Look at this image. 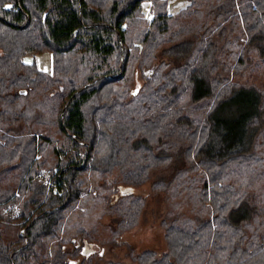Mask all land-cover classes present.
<instances>
[{"label":"trees","instance_id":"1","mask_svg":"<svg viewBox=\"0 0 264 264\" xmlns=\"http://www.w3.org/2000/svg\"><path fill=\"white\" fill-rule=\"evenodd\" d=\"M166 5L0 0V173L15 180L0 202H21L19 217L36 211L22 243L0 237V264H71L76 237L59 239L49 257L41 236L87 191L86 169L118 183L110 206L124 230L144 200L116 195L119 185L137 187L169 166L168 178L150 183L169 204L165 251L133 259L264 264V0H189L173 15ZM42 52L50 71L24 60ZM43 166L55 191L39 180Z\"/></svg>","mask_w":264,"mask_h":264},{"label":"rangeland","instance_id":"2","mask_svg":"<svg viewBox=\"0 0 264 264\" xmlns=\"http://www.w3.org/2000/svg\"><path fill=\"white\" fill-rule=\"evenodd\" d=\"M166 2L167 13L173 15L183 9L189 3V0H166ZM142 13L144 20L149 22L154 15L150 1L142 2ZM122 59L121 56L119 65H121ZM24 60L28 62L34 61L42 70H51L50 52L30 53L24 57ZM136 78L141 79V76H136ZM51 129V135L55 139L62 141V136L56 127ZM36 156H39V154ZM173 169L174 166H169L156 172L154 177L144 184L137 187L133 186L132 198H143L144 202L136 222L124 230L117 228L119 216L111 213L112 208L110 206L111 194L118 183L112 184L114 179H112L113 182L107 181V176L99 174L90 168L86 169L81 174V184L87 187V191L78 198L73 199L60 211L59 221L51 232L41 236L42 241L45 242L44 247L41 248H45L46 253L51 257L59 239L67 240L76 237L74 241L78 245L80 244V252L84 241L90 243L91 251L86 257H83L80 252L77 255L68 256L74 257V260H71V264H105L108 261L140 264L133 259L134 255L146 249L154 250L157 254L162 253L165 251V240L160 220L167 212L169 204L166 193L152 190L150 183L152 179L160 175L168 178ZM38 177L46 185V188L53 187V191L57 189V186L53 185L51 171L48 166H43L38 173ZM7 180L11 184L15 182L14 179H10L9 174L0 173V188L7 183ZM115 193L118 195L119 191L116 190ZM0 203H2L0 204L1 239L6 243L16 240L22 243L23 237L19 239V232L21 233V229H23L22 226L25 219L34 215L36 211L34 210L30 214L26 213L23 217H19L18 212L20 211L21 202H19L18 206L12 205V203L5 205L3 201ZM11 206H14V213L16 214L12 215L11 210L13 207ZM79 235L84 237L83 240L78 237ZM66 248H72V244L68 243ZM44 264L51 263L46 262Z\"/></svg>","mask_w":264,"mask_h":264},{"label":"water","instance_id":"3","mask_svg":"<svg viewBox=\"0 0 264 264\" xmlns=\"http://www.w3.org/2000/svg\"><path fill=\"white\" fill-rule=\"evenodd\" d=\"M139 86L140 85L138 83H136L135 86H134V88L131 90V92L132 93H136L138 91V89H139ZM132 189H133L132 186H128V185L127 186H122V185H119V192L120 193L123 192V191L132 192ZM23 232H24L23 229H21V233L22 234H23ZM27 242H28V240L26 239L24 244H26ZM89 245H90V243H87L86 241H84L83 246H82V251H81L83 254L88 255V253L91 251Z\"/></svg>","mask_w":264,"mask_h":264},{"label":"flooded vegetation","instance_id":"4","mask_svg":"<svg viewBox=\"0 0 264 264\" xmlns=\"http://www.w3.org/2000/svg\"><path fill=\"white\" fill-rule=\"evenodd\" d=\"M90 249H91V244L89 245Z\"/></svg>","mask_w":264,"mask_h":264},{"label":"snow or ice","instance_id":"5","mask_svg":"<svg viewBox=\"0 0 264 264\" xmlns=\"http://www.w3.org/2000/svg\"><path fill=\"white\" fill-rule=\"evenodd\" d=\"M27 63V62H26Z\"/></svg>","mask_w":264,"mask_h":264}]
</instances>
